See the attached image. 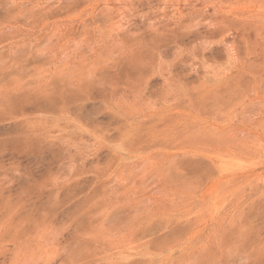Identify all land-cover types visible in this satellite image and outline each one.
I'll return each mask as SVG.
<instances>
[{
	"label": "rangeland",
	"instance_id": "rangeland-1",
	"mask_svg": "<svg viewBox=\"0 0 264 264\" xmlns=\"http://www.w3.org/2000/svg\"><path fill=\"white\" fill-rule=\"evenodd\" d=\"M0 264H264V0H0Z\"/></svg>",
	"mask_w": 264,
	"mask_h": 264
}]
</instances>
